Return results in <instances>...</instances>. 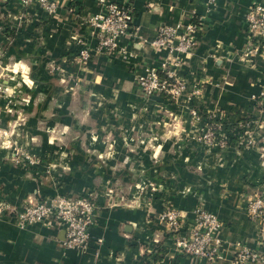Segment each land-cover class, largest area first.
<instances>
[{"label": "crops", "instance_id": "obj_1", "mask_svg": "<svg viewBox=\"0 0 264 264\" xmlns=\"http://www.w3.org/2000/svg\"><path fill=\"white\" fill-rule=\"evenodd\" d=\"M55 1L49 14L36 1L0 0V201L20 207L27 194L91 195L90 239L84 250L66 248L62 226L20 227L3 214L0 264H235L239 245L263 249L264 220L251 221L247 204L251 192L264 198V43L256 54L244 49L254 41L247 11L264 0H114L132 8L136 25L116 55L94 50L88 20L97 0ZM190 21L198 28L176 71L199 93L145 95L137 76L148 67L164 74L175 59L149 40L159 26ZM82 38L91 51L85 62L75 57ZM191 108L221 122L231 144L197 141ZM245 121L248 145L231 134ZM55 126L79 137H56ZM17 150L39 164L17 162ZM166 204L185 210L189 223L196 207L217 215L220 259L177 251L158 220Z\"/></svg>", "mask_w": 264, "mask_h": 264}, {"label": "built area", "instance_id": "obj_2", "mask_svg": "<svg viewBox=\"0 0 264 264\" xmlns=\"http://www.w3.org/2000/svg\"><path fill=\"white\" fill-rule=\"evenodd\" d=\"M30 1H36L49 14H54L58 8L55 0H21L23 4ZM97 4L98 11L88 20L90 35L95 41V52L108 55L124 54L125 49L119 43L120 37L133 36L136 32L132 8L114 0H97ZM246 23L247 31L254 41L248 43L244 53L256 54L258 47L264 43V3H255L248 9ZM197 28L198 23L192 21L158 27L155 36L149 40L150 48L164 49L175 54V59L172 63L164 65V74L148 67L145 73L137 76L136 83L145 95L160 94L169 100H177L182 94L190 99L192 95L199 93L198 88L189 90L187 82L180 78L176 71L179 56L191 48L192 37ZM78 44L76 60L85 62L91 56L88 42L82 38ZM50 69L58 70V66ZM260 96L264 101V89L260 91ZM190 116L196 123V140L208 149L213 147L225 149L231 144L230 135L220 131L221 122L212 120L214 128L209 123L211 117L202 116L195 108L190 109ZM232 132V136L238 138L237 143L248 145L251 142V122L236 123ZM15 155V160L24 165L39 164L38 158L26 152L17 150ZM49 167L50 165L47 166L48 170ZM95 209L96 202L91 195L56 193L47 197H36L34 194H27L20 207L0 201V216L6 214L13 217L20 227L40 221L51 226H62L65 231L64 246L78 250H84L89 243V228ZM247 212L253 222L264 220V198L258 192H251L248 195ZM158 220L165 224L164 235L173 242L180 254L203 258L210 263L220 259L223 242L218 236V231L222 227V222L212 211L196 207L192 210L189 223L185 210L166 204L159 213ZM238 247L232 256L235 264H264V248L254 249L245 245Z\"/></svg>", "mask_w": 264, "mask_h": 264}, {"label": "rangeland", "instance_id": "obj_3", "mask_svg": "<svg viewBox=\"0 0 264 264\" xmlns=\"http://www.w3.org/2000/svg\"><path fill=\"white\" fill-rule=\"evenodd\" d=\"M84 115V114H83ZM86 116H88L87 115V113L85 114V117ZM58 117V116H57ZM86 118H88V117H86ZM78 119V118H77ZM79 119H82V120H84L83 118H81V116L79 115ZM57 120V119H56ZM59 121V120H58ZM57 121V122H58ZM60 122V121H59ZM53 133H54V135L56 136V137H59V136H65V137H71V138H73V137H79L78 135H77V131L76 130H70V129H63L62 127H60V126H55L54 128H53ZM86 131V130H85ZM88 132H90V133H92V132H94V130L93 129H91V130H89ZM104 136H110L108 133L107 134H105ZM52 166L53 165H51L50 164V168H49V170L48 169H46V170H48L49 172H51V168H52ZM45 170V171H46ZM48 174V173H47ZM53 177V181L54 182H56V180H55V177L54 176H52Z\"/></svg>", "mask_w": 264, "mask_h": 264}, {"label": "trees", "instance_id": "obj_4", "mask_svg": "<svg viewBox=\"0 0 264 264\" xmlns=\"http://www.w3.org/2000/svg\"><path fill=\"white\" fill-rule=\"evenodd\" d=\"M209 123H210V125H213L214 126V128H215V125L213 124V122H212V120L211 119H209ZM233 139V138H232Z\"/></svg>", "mask_w": 264, "mask_h": 264}]
</instances>
